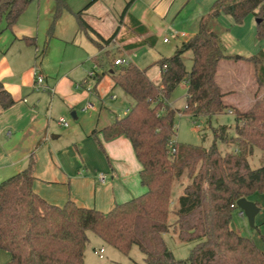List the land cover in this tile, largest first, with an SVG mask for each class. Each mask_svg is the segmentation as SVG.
Wrapping results in <instances>:
<instances>
[{
    "label": "trees",
    "instance_id": "1",
    "mask_svg": "<svg viewBox=\"0 0 264 264\" xmlns=\"http://www.w3.org/2000/svg\"><path fill=\"white\" fill-rule=\"evenodd\" d=\"M31 1L0 0V22L4 19L10 27ZM55 1L57 17L63 0ZM82 13H76L80 27L94 33L100 48L114 39L115 35L105 39L98 34ZM222 13L231 15L236 23L253 15L257 38L264 40V0H215L201 17L197 32L174 54L156 62L161 70L159 83L148 76L147 68L132 62L116 65L113 60L114 83L132 98L133 105L101 131L106 140L121 135L130 139L142 165L140 179L145 192L117 203L108 212L79 206L73 200L58 206L34 191L32 155L24 169L0 183V249L10 253L6 264H85L90 231L126 254L137 245L146 264H264V252L253 239L231 226L237 201L264 193V92L256 94L245 110L224 102L217 71L220 62L231 56L224 52L215 29ZM129 24L137 33L145 32L136 19L130 18ZM155 43L156 38L149 36L127 48ZM188 50L192 51L190 70L183 60ZM239 58L254 65L257 82L264 88V50ZM182 82L187 84L182 113L211 117L230 109L235 114V136H229L223 125L215 130L211 146L175 142L176 152H172L175 118L181 111L170 107L169 98ZM0 102L3 107L13 103L1 87ZM218 140L234 142L235 150L223 152ZM255 148L262 151L263 161L252 167L249 156ZM174 181L184 188L174 210L173 227L181 241L196 242L184 259L174 256L164 238L171 228L168 217Z\"/></svg>",
    "mask_w": 264,
    "mask_h": 264
},
{
    "label": "crops",
    "instance_id": "2",
    "mask_svg": "<svg viewBox=\"0 0 264 264\" xmlns=\"http://www.w3.org/2000/svg\"><path fill=\"white\" fill-rule=\"evenodd\" d=\"M214 2L63 0L55 17V0H33L10 27L3 19L0 87L13 103L3 107L0 102V183L24 169L33 155V189L49 203L63 206L73 200L79 206L108 212L117 203L144 193L142 165L130 139L121 135L106 140L101 131L133 105L132 98L114 83L113 60L130 58L159 83L161 70L151 76V66L162 56L174 54L197 32L201 17ZM81 10L83 19L98 34L105 39L115 35L114 39L100 48L94 33L80 27L76 13ZM130 18L141 23L145 32L137 33ZM170 34L176 39L172 41ZM149 36L156 38L154 45L127 48ZM108 62L109 70H103ZM95 65L97 74L90 78ZM36 71L44 76L40 87H36ZM185 88L187 91V84ZM108 96L114 101L123 96L129 106L121 111L111 102L107 107L102 98ZM254 100L253 96L250 101ZM61 118L69 125L60 124ZM248 199L259 207L255 218L259 236L252 238L264 252V193ZM231 226L245 234V227L233 219ZM94 248L95 253L101 248L106 251L103 246ZM9 260L10 253L0 249V264Z\"/></svg>",
    "mask_w": 264,
    "mask_h": 264
},
{
    "label": "rangeland",
    "instance_id": "3",
    "mask_svg": "<svg viewBox=\"0 0 264 264\" xmlns=\"http://www.w3.org/2000/svg\"><path fill=\"white\" fill-rule=\"evenodd\" d=\"M220 36L221 44L224 52L230 55V58L223 59L218 67L217 81L224 92V102L230 107L240 109H247L253 102L251 98L255 99V95H261L264 88L259 86L255 67L252 63L245 59H240V56H250L264 50V40L257 38V22L253 15L247 16L242 23H236L233 17L229 14L222 13L217 21L215 27ZM173 41L176 39L173 35H167ZM180 44H178L179 46ZM170 46V45H169ZM173 54V53H172ZM113 56L111 53L109 59ZM183 60L188 70L192 67V51L188 50L183 54ZM104 66L103 70H109ZM152 71H159L157 64L151 66ZM186 83L182 82L171 93L169 103L174 109L180 110L181 113L185 110L187 91L185 88ZM126 94V93H125ZM123 96L116 101L108 96L102 98L104 105L109 107L111 102H114V108L123 111L127 108L128 102L122 100ZM131 98V97H129ZM120 111V112H121ZM235 114L230 109L224 112L213 115L211 117L200 116L193 118L191 115L182 113L177 114L175 118V134L173 140L179 144H193L203 147L212 145L215 139V130L221 126H227L228 135L235 136ZM217 145L223 152L234 151L236 144L232 141L229 143L221 140L217 141ZM262 151L255 148L252 155L249 156V161L252 167L261 165ZM184 180V179H183ZM184 185L179 181H174L171 191V205L168 217V223L171 228L170 231L164 234V238L169 249L173 252L174 256L178 259H184L189 256L190 250L195 245V241L183 242L179 239L177 232L173 227L176 220L175 209L179 207V197L183 193ZM233 220L236 221L239 227H245L246 237L253 239L254 235L259 236V231L256 226H251L245 215H240L239 210H234ZM89 240L85 250V264H146L145 255L137 245H134L129 254L119 251L114 246L103 241L99 236L93 232L88 233ZM103 246L105 253L100 256L95 253V248L100 249Z\"/></svg>",
    "mask_w": 264,
    "mask_h": 264
},
{
    "label": "built area",
    "instance_id": "4",
    "mask_svg": "<svg viewBox=\"0 0 264 264\" xmlns=\"http://www.w3.org/2000/svg\"><path fill=\"white\" fill-rule=\"evenodd\" d=\"M182 35L185 36L184 33ZM165 41H168V38H166ZM130 62H131L130 58H117L115 60V64L116 65H128ZM97 71H98V68L95 65L94 69H92L89 72V77L91 78V77L96 76ZM43 82H44V76L36 71V87L42 86ZM87 87H88L89 90H91L90 86H87ZM59 123L62 124V125H65V126L69 125V123L64 118H61L59 120ZM170 146L172 148V152L175 153L176 152V148H175V141L174 140H172L170 142ZM96 253L99 254L100 256H102V254L104 253V249L101 248L100 250L96 251Z\"/></svg>",
    "mask_w": 264,
    "mask_h": 264
},
{
    "label": "water",
    "instance_id": "5",
    "mask_svg": "<svg viewBox=\"0 0 264 264\" xmlns=\"http://www.w3.org/2000/svg\"><path fill=\"white\" fill-rule=\"evenodd\" d=\"M236 205L240 209V212L247 217L249 224L255 226V218L259 212L258 205L246 197L240 198Z\"/></svg>",
    "mask_w": 264,
    "mask_h": 264
}]
</instances>
